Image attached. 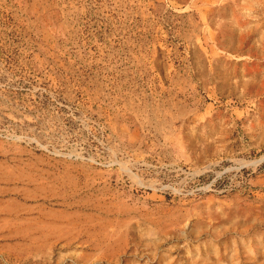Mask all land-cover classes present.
Returning a JSON list of instances; mask_svg holds the SVG:
<instances>
[{"label":"rangeland","instance_id":"374dc122","mask_svg":"<svg viewBox=\"0 0 264 264\" xmlns=\"http://www.w3.org/2000/svg\"><path fill=\"white\" fill-rule=\"evenodd\" d=\"M0 264H264V0H0Z\"/></svg>","mask_w":264,"mask_h":264}]
</instances>
